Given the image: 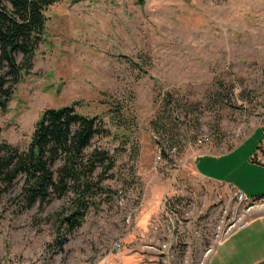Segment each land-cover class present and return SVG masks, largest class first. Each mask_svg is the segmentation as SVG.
<instances>
[{
	"label": "rangeland",
	"instance_id": "obj_1",
	"mask_svg": "<svg viewBox=\"0 0 264 264\" xmlns=\"http://www.w3.org/2000/svg\"><path fill=\"white\" fill-rule=\"evenodd\" d=\"M45 16L0 143L26 148L44 109L74 103L114 167L93 172L72 228L71 193L25 208L21 177L0 191V262L207 264L226 236L225 264L264 261V198L249 204L264 197V0H58Z\"/></svg>",
	"mask_w": 264,
	"mask_h": 264
},
{
	"label": "trees",
	"instance_id": "obj_2",
	"mask_svg": "<svg viewBox=\"0 0 264 264\" xmlns=\"http://www.w3.org/2000/svg\"><path fill=\"white\" fill-rule=\"evenodd\" d=\"M57 1L0 0V109H5L21 73L31 68L33 51L45 29V11ZM18 53L22 54L19 63L15 59ZM75 110L74 103L44 109L24 149L0 143V191L21 177L19 202L25 208L71 193V206L62 222L70 228L81 224L92 190L98 187L92 181L93 172L114 167L107 150L94 147L87 151L94 135L104 132L100 121ZM262 198L254 195L249 204Z\"/></svg>",
	"mask_w": 264,
	"mask_h": 264
},
{
	"label": "crops",
	"instance_id": "obj_3",
	"mask_svg": "<svg viewBox=\"0 0 264 264\" xmlns=\"http://www.w3.org/2000/svg\"><path fill=\"white\" fill-rule=\"evenodd\" d=\"M209 151H211V150H207V151L201 152V153H204V154L208 155V154H211ZM230 187H232L235 190V192H238L237 188L234 185H230ZM258 203H259L260 206L259 207H255V209L256 210L257 209H264L263 201H260ZM255 206H257V205H255ZM249 222L250 221L247 220L245 223L240 225V228L239 227L236 228V230L232 231V233H230L229 235H232L236 231H240L242 229H245L247 226L249 227L250 226ZM231 239L232 238H227V236H226L224 239L219 241L218 244H216V246H215V248H214V250H213V252H212V254H211V256H210V258H209V260L207 262V264H217L219 262H220V264H225V262L228 261L231 257H234V256L239 254V252L237 250L238 247L237 246L236 247L233 246V243H232ZM262 262H264V261H262ZM257 264H259V263H257Z\"/></svg>",
	"mask_w": 264,
	"mask_h": 264
},
{
	"label": "built area",
	"instance_id": "obj_4",
	"mask_svg": "<svg viewBox=\"0 0 264 264\" xmlns=\"http://www.w3.org/2000/svg\"><path fill=\"white\" fill-rule=\"evenodd\" d=\"M203 139H204V141H207V138H203ZM200 142H202L201 139L198 140V143H200ZM160 157H161V156L158 155L156 158L159 160ZM238 196H239L240 199H243V198H244V195H243L242 193H239V192H238ZM118 245H119V242H117V245H115L116 248H119ZM8 261H10L11 264H18V263H16V260H14V258H9ZM2 262H4V261H2ZM2 262H0V263H2ZM2 264H3V263H2Z\"/></svg>",
	"mask_w": 264,
	"mask_h": 264
},
{
	"label": "water",
	"instance_id": "obj_5",
	"mask_svg": "<svg viewBox=\"0 0 264 264\" xmlns=\"http://www.w3.org/2000/svg\"><path fill=\"white\" fill-rule=\"evenodd\" d=\"M259 264H264V262H262V263H259Z\"/></svg>",
	"mask_w": 264,
	"mask_h": 264
}]
</instances>
